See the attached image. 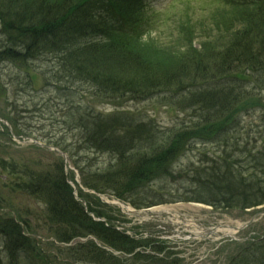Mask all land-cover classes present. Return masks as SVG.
I'll return each mask as SVG.
<instances>
[{"label": "trees", "instance_id": "1", "mask_svg": "<svg viewBox=\"0 0 264 264\" xmlns=\"http://www.w3.org/2000/svg\"><path fill=\"white\" fill-rule=\"evenodd\" d=\"M6 1L0 0V22L3 23L4 38L11 46L0 51V61L8 60L25 66L27 60L49 57L56 65L57 84H64L61 86L64 91H69L68 83L85 82L94 89L95 97L111 103L143 102L162 94L164 101L183 107V110L195 107L197 122L190 127L182 126L171 134L161 132L162 137H158L161 144L155 149L153 144H147L156 132L125 115L107 118L97 115L92 124L86 122L81 126L85 134H82L83 144L87 148L113 152L120 158L128 156L124 163L126 167L117 172L82 174L85 177L84 186L95 192L104 193L100 183H105L104 178L110 174L117 175V179L121 177L125 184L117 194L123 199L122 193H130L149 183L160 171H166V166L182 154L190 137L211 141L218 139L227 145L234 116L243 108L255 105V96L244 85L252 83L254 74L264 72V0H221L224 7L219 12L222 22H227L228 26H221L217 21L216 31L212 30L207 35L204 27L197 24L196 36L201 32L206 36L200 41L198 49L192 41L195 28L180 26L178 31L182 34L178 38H182L179 41L181 45L172 46L166 54L158 52L156 55L151 54L150 43H143L149 39L152 22L147 19L135 21L134 18L141 17L135 1L133 9L120 3L130 0ZM126 4L130 6V3ZM213 80L223 85L207 88ZM141 142L147 146L143 153L135 151L136 145ZM231 149V155H225L223 164L205 169L207 173L200 175L205 177L204 181L195 175L197 188L187 192L190 194L183 200L206 202L199 197L207 196L219 203L223 201L233 209H248L264 203V146L256 153L261 160L258 171L255 154L249 157L251 167L246 169L251 171L250 175L244 173L243 163L237 159L235 142ZM2 170L6 171L5 166ZM35 172L26 164L21 172L4 173L7 180L3 184L45 205L48 231L58 242L68 243L74 238L92 236L125 254H132L136 247H140V242L94 222L85 214L83 207L72 196L62 166L55 165L54 174ZM210 187L212 190L199 191ZM3 188L8 195L10 190L5 186ZM233 193L239 198L237 206ZM8 206L0 198V208ZM88 206L90 211L101 215L91 209V206L96 207L92 202ZM0 235L4 251L11 258L25 254L27 258L33 256L40 260V249L33 240L24 236L21 227L7 213L0 215ZM78 248L71 249V253L75 254L71 257L67 253H59L55 257L67 264H77L80 263L78 252H81L83 260L94 263L106 261L101 259L103 252L95 253L92 242ZM63 255L65 257L61 258ZM142 256L135 254L132 260L138 262ZM109 257L110 263L120 264L119 259ZM146 258L156 263L165 260ZM170 263L177 264V261ZM245 264H264V253L246 258Z\"/></svg>", "mask_w": 264, "mask_h": 264}, {"label": "rangeland", "instance_id": "2", "mask_svg": "<svg viewBox=\"0 0 264 264\" xmlns=\"http://www.w3.org/2000/svg\"><path fill=\"white\" fill-rule=\"evenodd\" d=\"M133 1L135 0L126 1V3H130L131 7L123 1L120 3L133 9ZM8 2L9 0L6 1V3ZM147 4L149 13L154 16L159 15L158 19L162 21L161 26L159 25V27L150 32L149 39L143 41V43H150L151 54L156 55L158 52L166 54L172 46L181 45L179 41L182 38H178V36L182 33L178 30L175 33L174 31L180 24L179 22L184 23L186 21L185 16L190 20L192 19L187 27L192 26L195 28L192 41L196 49L199 48L200 41L206 36L202 35L203 32L196 36L199 28L194 25L198 24L199 26L201 24L207 35L212 30L216 31L215 24L217 21L221 23V26H228L227 22H222L219 10L224 7V4L219 0H147ZM136 7L138 8V5ZM146 15L148 16L149 14L146 13ZM154 19L157 20L156 18ZM1 27L2 25L0 24V51L7 50L11 46L9 41L4 38ZM53 63L49 57L34 59L31 63H26L28 64L26 67H18V64L12 62L2 63L0 74L4 77L3 84L6 87V96L0 99V109L3 101L4 104L9 102L7 103L9 108L5 107L9 112L4 114L10 116V118L13 117L14 119L16 117L18 119L17 126L19 130L27 134L29 138L37 140V142L60 145L62 149L64 148L68 151L70 156H73V158H69L67 166L73 170L71 175L74 176V179L76 178L80 188L83 190V193L79 192V195L83 199L92 202L93 205L101 207L104 219L111 223L124 221V226L122 227L129 229L128 233L130 235L139 233L144 238L145 234H152L155 239L165 238L161 240H165L168 249L173 250L175 256L172 258L179 259L177 264H245L248 256L260 254L264 250V240L261 239V236H264V216L254 217L257 213L264 211V203L258 206L261 208L240 209L235 207L233 209L228 208L223 201L219 203L216 199H209L207 196L199 198L206 200V202L208 201L211 206L182 201L183 197L190 194L187 192H190L192 185L195 184L194 176L205 175L207 173L205 169L213 168L214 164L212 163L223 159V150L219 148L217 142L203 143L197 140L192 141L189 150L181 157L171 161L166 166V171H160L161 173L151 179V183L142 184L130 193H122L123 199L116 197L125 185L123 184L124 181H121V177L119 180L117 179V175L110 174L107 178H104L105 183H100V185H103L100 189L105 190L104 194H94L86 191L87 189L83 186L85 177H82V174L103 172L105 175L110 170L117 172L126 167L124 163L127 162L126 158L128 157L120 158L119 155L109 151L97 152L95 149L87 148L86 145L82 144L84 141L83 135L85 134H83L81 126L83 127L86 122L92 124L97 115L100 118L118 114H125L128 118L134 117L137 120L135 123L143 122L142 124H148L153 132H156L154 134L155 137L147 144V146L153 144L155 149L161 144V139L158 138L162 137L161 131L166 133L180 127L183 123L194 120V118H189L192 114L191 110L184 111L179 106H175L174 103L168 100L164 101L160 97H154L145 102L118 101L111 103L95 97L94 89L90 88L88 83L85 82L68 83L66 86L69 91H64L61 86L65 85L57 84L55 79L56 65ZM208 86L209 88L214 87ZM246 87L248 92H252V87H254L253 93H257L255 98L257 104L240 111L238 117L236 115L238 124L235 131L239 132L237 133L240 143L238 147L248 153L245 160L241 158L246 153L237 156V159H240L239 162L244 163L241 164L245 170L244 173L250 175L251 171L246 169L251 167L249 157L251 154L252 156L255 154L254 161L257 163L255 166L256 171H258L261 167V160L259 156H256V153L264 146V131L259 140L255 141L258 138L256 132L264 129V81L262 76L255 75L254 84L252 86L246 84ZM116 128L121 130L120 127ZM232 135H235V132L230 131L229 137H232ZM29 143L30 140L12 139V142L8 143L9 147L7 145L4 151L0 150V157H2L1 152H6L9 155H4L3 159L5 161L9 164L13 161L18 162L19 154L24 157L32 154V151L28 150ZM136 146L135 151L137 152L143 153L147 150L144 142ZM32 157L38 163L32 166L36 174L53 172V165L49 163V159L55 160L53 156L42 152V155L33 153ZM71 159L74 163H72ZM57 163L62 166L61 160ZM128 168L130 169V167ZM23 178L25 177L23 176ZM200 178L203 181L205 180V177ZM205 185L208 184L205 182ZM4 186L10 190L8 195L3 188ZM113 189L118 191L114 192ZM206 190H212V187L199 191ZM233 196L237 206L238 195L233 193ZM0 198L18 212L23 213L24 217L26 216L30 223L29 231L26 230V232L36 239L35 243H33L41 247L40 260H36L33 256L27 258L25 254H19L16 259H13L4 251L3 239L0 235V264H67L68 262L61 259L57 260L55 256H59V253H67L71 257L75 255L73 252L71 253V249L85 246V244L92 241V237L86 236L84 238H74L68 243L58 242L53 233L48 231L49 226L45 219L44 205L41 202H35L36 200L33 201L32 198L34 197H26L24 194L16 192L12 186L9 187L8 184L5 185L3 182H0ZM103 199L108 201L109 204H104L102 202ZM117 203H121L123 207H128L132 210L139 209L143 211L144 209L142 210L141 208L147 207L169 209L172 214L191 217L198 227L201 225L205 228H210L217 224L244 227L253 219L254 222H251L244 230L237 232L233 239L222 238L215 241L211 238L208 240L199 238L193 241H180L175 238L167 239V236H162L157 231L155 232V230L161 228V224L164 222L163 219L155 216L151 217L145 213H127L124 208L115 205ZM95 241L94 239L92 242L94 243ZM139 242L141 251L145 252V254L149 253L146 242ZM95 243L101 244L99 241ZM95 243V253L100 254L103 252L104 256L101 255V259L106 261L100 262L99 260L101 259H99V263H94L83 260L81 252H78L80 263L77 264H112L108 260L110 257L104 249L105 246L103 247L102 244L98 246ZM137 251H140V249H135V252ZM126 256L130 257L131 255ZM126 256L118 257L121 261L120 264H171L170 262L175 261L171 258L164 260L162 263H156V261H152L153 259L149 260L142 256L136 262ZM53 257H55L56 261ZM60 257L64 258L65 255ZM31 258L35 260L31 262ZM71 260L76 261L74 258H71ZM116 264H119V262Z\"/></svg>", "mask_w": 264, "mask_h": 264}, {"label": "flooded vegetation", "instance_id": "3", "mask_svg": "<svg viewBox=\"0 0 264 264\" xmlns=\"http://www.w3.org/2000/svg\"><path fill=\"white\" fill-rule=\"evenodd\" d=\"M4 107H6V108H9V105L7 104V103H3L2 104ZM4 116H6L4 113H2ZM1 118V117H0ZM2 119H4V118H2ZM6 120V119H5ZM9 121L14 125V127H17V125H18V123L15 125V123H16V117L13 119V117L12 118H10V116H9ZM17 129V128H16ZM5 136L6 137H8L7 136V132H5L3 129H0V144H4L5 145V143H3V139L2 138H5ZM20 137H22V136H20ZM1 171V170H0Z\"/></svg>", "mask_w": 264, "mask_h": 264}, {"label": "bare ground", "instance_id": "4", "mask_svg": "<svg viewBox=\"0 0 264 264\" xmlns=\"http://www.w3.org/2000/svg\"><path fill=\"white\" fill-rule=\"evenodd\" d=\"M160 208L158 209H151L150 212H154V213H158L157 210H159ZM222 231V234L224 237L225 236H233L235 233H237L236 229H232V228H222L220 229Z\"/></svg>", "mask_w": 264, "mask_h": 264}, {"label": "water", "instance_id": "5", "mask_svg": "<svg viewBox=\"0 0 264 264\" xmlns=\"http://www.w3.org/2000/svg\"><path fill=\"white\" fill-rule=\"evenodd\" d=\"M64 156V154H62Z\"/></svg>", "mask_w": 264, "mask_h": 264}]
</instances>
